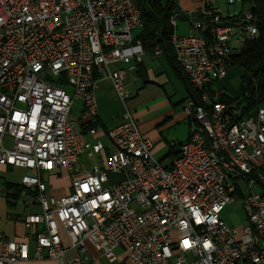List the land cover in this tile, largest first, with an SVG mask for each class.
Here are the masks:
<instances>
[{
    "label": "built area",
    "instance_id": "built-area-1",
    "mask_svg": "<svg viewBox=\"0 0 264 264\" xmlns=\"http://www.w3.org/2000/svg\"><path fill=\"white\" fill-rule=\"evenodd\" d=\"M222 1L238 0H206L186 35L177 31L187 14L171 18L174 56L195 94L184 106L190 138L164 166L128 104V69L146 54L137 0H0V166L26 172L16 202L28 231L25 241L0 232V264H97L90 247L109 264L118 249L128 264H264V106L236 121L238 105L215 88L259 28L249 6L224 17ZM102 79L125 110L110 130L98 126ZM78 105L83 131L70 122ZM61 172L69 191L55 197ZM237 200L243 230L223 217Z\"/></svg>",
    "mask_w": 264,
    "mask_h": 264
},
{
    "label": "crops",
    "instance_id": "crops-1",
    "mask_svg": "<svg viewBox=\"0 0 264 264\" xmlns=\"http://www.w3.org/2000/svg\"><path fill=\"white\" fill-rule=\"evenodd\" d=\"M189 1L179 0V7L190 18V20H184L185 22H188V26L186 28L187 34L192 28V23L200 19L199 13L203 8L206 0ZM141 63H143L144 73H146L145 80L143 78H140L138 74V64L140 63L136 64L133 69H128L127 72V84L131 94V98L133 99L131 101V108L133 109L135 116L138 120L139 129L142 135L150 139L154 144V156L159 161H161L164 166H170L173 162V158L176 157L178 154L179 146L189 140L191 132L190 124L189 133L186 138H182L178 135V133H175L174 136L171 137L170 132L168 133L167 131L168 129H171V127H173L174 125L180 124L182 121L186 120V118H184L183 111L173 106V96L170 95L167 88V85L170 84V79L173 76L176 79H179L181 81L183 80L179 77L178 72L169 56L164 53L159 56L155 54L154 57L145 54ZM138 79L142 81V86L141 88L135 89V92H133L131 91L132 88L130 84L131 82H133V84L138 83ZM183 82L185 83V81ZM96 96L99 107V128L102 130H110L121 124L123 121V114L125 110L122 102L117 98L110 80L102 79L98 83ZM183 101L184 99H182L180 102L182 103ZM120 105L122 108L120 107ZM77 107L81 115L80 106L78 105ZM178 111L180 113H178ZM78 131H83L80 125L78 126ZM101 137L103 138L104 142L108 145V139L103 136ZM2 169H5L9 172H13L15 170L13 168L5 167H3ZM21 171H23L24 174L26 173L24 170ZM113 178H116V176H114ZM55 180L60 179L57 178ZM11 193L13 194V191H9V195L12 196ZM10 199L14 201L12 198ZM6 204L11 203H9L7 200L5 187L4 190H0V232L8 238H13L19 241L27 240L28 231L23 222V217L27 213V210L23 208L21 213L19 212L9 214L5 206ZM36 208L39 209L36 206L34 208V211H39ZM65 242L68 244V241ZM121 251L123 250L121 249ZM90 252L93 258L97 259V264H109L100 250L90 247ZM16 264L57 263L54 261H27L19 262ZM117 264H128L123 253L120 256V262Z\"/></svg>",
    "mask_w": 264,
    "mask_h": 264
},
{
    "label": "trees",
    "instance_id": "trees-1",
    "mask_svg": "<svg viewBox=\"0 0 264 264\" xmlns=\"http://www.w3.org/2000/svg\"><path fill=\"white\" fill-rule=\"evenodd\" d=\"M142 13L143 27L136 33V39L141 41L147 55L154 57L157 49L164 50L175 66L179 77L185 81L189 98L195 94L188 77L177 63L171 45L174 28L171 18L180 13L179 0H137ZM243 7L249 6L257 17L259 36L255 41L246 44L245 48L232 59V67L242 70V81L238 97L224 94L222 101L226 104H237L240 110L235 116L236 121H242L256 114L264 106V0H242ZM180 20H188L187 15H181ZM138 74L145 80L143 63L138 64ZM143 71V72H142ZM246 105H243L245 104ZM58 179L69 177L65 172L58 175ZM52 183V182H51ZM6 197L9 203L18 200L21 188L18 184L5 182ZM9 191H13L12 196ZM69 191V188H68ZM67 191V192H68Z\"/></svg>",
    "mask_w": 264,
    "mask_h": 264
},
{
    "label": "rangeland",
    "instance_id": "rangeland-1",
    "mask_svg": "<svg viewBox=\"0 0 264 264\" xmlns=\"http://www.w3.org/2000/svg\"><path fill=\"white\" fill-rule=\"evenodd\" d=\"M189 1V0H188ZM190 2V1H189ZM248 6H245V10L247 9ZM221 9H222V15L224 17L226 16H234L235 14H238L242 10V2L241 1H236L235 4H228L226 1L221 2ZM187 26L188 22L185 21H178V31L177 33L181 35H186L187 34ZM140 32V29L137 31V33ZM171 82L170 84L167 85L168 91L170 95L173 97L174 105L178 109L182 110L184 113V118L186 120L182 121L180 124L174 125L171 127V129H168V133L170 132V136H174L175 133H178L179 136L182 138H186L189 133V124L191 125L190 119L187 116V113L184 109L183 106L187 105L188 102V89L185 85V83L179 79H176L174 76L170 79ZM133 81V79H132ZM241 81H242V70L239 67H231L228 75L226 78L218 81L215 84V88L218 90H222L226 94H228L231 97H238L240 93V87H241ZM138 83L133 84L131 82V88L133 92H135V89L141 88L142 86V81L138 79ZM135 94V93H133ZM118 98V97H117ZM119 99V98H118ZM184 99V101L181 103L180 101ZM187 99V100H186ZM133 99L131 98L128 101L129 107L131 108V101ZM177 104V105H176ZM243 105H246L243 104ZM121 107V105H120ZM122 108V107H121ZM132 109V108H131ZM133 110V109H132ZM122 112V109H121ZM178 113H180L178 111ZM79 118H80V112L78 110V107L75 106L72 109L71 115H70V122L74 126L76 130H78L79 126ZM191 130V129H190ZM5 146L8 149H12L13 147V140L10 137H6L5 139ZM91 164H93V160H91ZM3 168V167H2ZM0 167V190H4L5 188V180L12 182V183H20L22 176L24 175V172L15 169L13 172L6 171L5 169H2ZM69 188V182L67 179L64 180H52V183L50 184V192L53 196L55 197H60L61 195H65L68 191ZM243 191L247 195L248 190L246 186H243ZM13 204H6L7 212L9 214H14V213H21L23 210V206L20 204V201H11ZM16 202V204H15ZM6 203V201H5ZM15 204V205H14ZM37 209V208H36ZM39 210V209H37ZM223 217L225 221L232 227H236L240 230H243V228L247 224V214L242 207L241 200H237L233 204L229 205L225 211L223 212ZM118 255L121 256L123 251L121 249H118L116 252Z\"/></svg>",
    "mask_w": 264,
    "mask_h": 264
}]
</instances>
